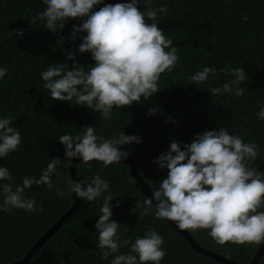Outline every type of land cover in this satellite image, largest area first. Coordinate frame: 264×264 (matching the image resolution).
Segmentation results:
<instances>
[{
	"label": "trees",
	"instance_id": "trees-1",
	"mask_svg": "<svg viewBox=\"0 0 264 264\" xmlns=\"http://www.w3.org/2000/svg\"><path fill=\"white\" fill-rule=\"evenodd\" d=\"M121 0H105L115 4ZM167 4L168 11L160 16L158 27L171 38L179 60L171 72L161 74L160 91L148 100L133 103L122 109H113L112 119L103 121L82 105L52 100L42 87L40 72L50 63H64L68 52L84 66L94 62L88 52L79 53L80 33L70 39L72 25L78 18L66 20L63 29L51 33L43 24H30L29 18L45 7L40 0H0V66L8 68L0 80V116L10 115L21 130L22 146L10 153L0 166L8 167L14 182L19 184L25 175L39 178L41 170L52 158H60V176L53 182L63 189L64 178L69 176V163L64 160V148L57 139L65 132L76 134L84 125L94 126L98 135L115 136L123 131L137 135L141 142L123 146L129 152L138 175L152 191L166 177L167 169H159L153 161L165 152L175 138L182 144L192 141L204 130L220 127L240 135L245 142H256L259 155L252 166L264 172V121L256 119V112L264 102V0H152V6ZM103 5L95 6L93 11ZM137 7L144 10L143 4ZM247 17L245 20L244 17ZM145 22L150 21L145 17ZM15 30H21L17 36ZM13 32V35H12ZM63 38V43H57ZM69 68L72 62L68 61ZM204 66L220 68L242 67L247 79L241 83L242 96L211 95L208 89L219 87L230 77L218 71L216 78L204 84H191L189 77ZM156 107L154 115H147ZM174 121V123H173ZM76 165V181L99 173L109 181L115 196L110 204L111 219L121 223L122 239L143 235L149 226L164 237L162 247L167 255L161 264H221L196 253L166 221H159L149 212L142 211L144 196L125 164L101 162ZM70 177V176H69ZM26 194L34 197L39 211L25 212L12 209L0 212V264L20 261L31 246L75 202V194L57 197L55 191L44 185L33 184ZM135 202L141 207L132 209ZM100 201L89 205L80 198L75 214L34 254L28 264H110L99 260L96 248ZM128 227H127V226ZM196 243L211 252L240 264L249 263L259 246L235 244L217 245L206 230H186ZM122 247L120 252H127ZM258 264H264V254Z\"/></svg>",
	"mask_w": 264,
	"mask_h": 264
},
{
	"label": "clouds",
	"instance_id": "clouds-1",
	"mask_svg": "<svg viewBox=\"0 0 264 264\" xmlns=\"http://www.w3.org/2000/svg\"><path fill=\"white\" fill-rule=\"evenodd\" d=\"M40 2L45 7L30 17L29 23H42L43 29L56 33L63 29L66 20L81 19L79 25H72L69 38L75 39L84 33L77 51L90 53L94 62L90 66L80 65L74 53L68 52L64 63L48 64L40 72V78L52 100L85 106L99 113L103 121H110L114 108L139 104L141 98L148 100L160 91L161 74L171 72L177 65V48L158 27L160 16L168 11L166 3L154 7L152 0H121L115 4L105 0ZM138 4H143L144 10ZM98 5L103 6L93 11ZM145 17L150 23L145 22ZM15 34L20 36L22 31L15 30ZM57 43L62 44L63 38ZM68 61L72 62L71 68ZM218 71L230 79L219 87L209 88L208 92L242 96L244 89L240 85L247 79L242 67L204 66L188 79L191 84L201 85L210 77L216 78ZM7 72V67L0 66V80ZM156 112L157 108L152 107L147 115ZM255 115L257 120L264 121V102ZM14 121L10 115L0 116V160L22 146L21 130ZM57 139L68 163L79 157L85 166L95 160L105 168L129 156L123 146L141 142L139 136L126 135L123 131L115 136L98 135L90 125H84L76 134L65 132ZM258 155L256 142H245L242 136L224 127L197 133L187 144L173 138L168 149L153 161L159 169H167V175L151 191V197L143 200L138 216L151 212L155 219L172 221L180 230H206L221 246L264 244V172L251 163ZM60 164V158H52L39 178L25 175L19 184L14 182L8 167L0 166V212L39 211L36 199L26 194L33 184L44 185L60 198L75 194L89 205L99 200L100 214L94 224L99 260L112 256L110 264H161L167 253L162 247L164 237L155 228L149 226L134 240L121 238V223L111 219L112 208L120 202L110 204L115 196L107 179L99 173L78 181L65 176V187L61 189L53 182L54 176L61 175ZM139 207L140 203L135 202L132 211L136 212ZM125 246L128 251L121 253L120 249Z\"/></svg>",
	"mask_w": 264,
	"mask_h": 264
},
{
	"label": "water",
	"instance_id": "water-1",
	"mask_svg": "<svg viewBox=\"0 0 264 264\" xmlns=\"http://www.w3.org/2000/svg\"><path fill=\"white\" fill-rule=\"evenodd\" d=\"M79 162V157L72 158L71 163H69V176L72 180L76 181V165ZM90 162H99V161H90ZM120 164H125L129 168V173L134 181V185L136 188L140 190V192L150 198L151 190L144 183L143 179L138 175L137 168L135 163L129 158H123L120 161ZM80 198L75 197V202L51 227L38 238V240L31 246V248L27 251L25 256L17 262L12 264H28L30 259L34 256V254L75 214L78 206H79ZM155 203V202H154ZM180 236L188 243V245L194 250L196 253L204 255L214 261H217L221 264H240L234 262L222 255L216 254L209 250H206L200 247L196 241L190 236V234L186 230H180L175 227L174 222L166 221ZM264 254V244L260 245L258 250L256 251L254 257L249 263L246 264H258L260 258Z\"/></svg>",
	"mask_w": 264,
	"mask_h": 264
}]
</instances>
